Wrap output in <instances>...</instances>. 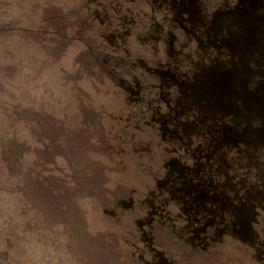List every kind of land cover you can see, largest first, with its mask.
Returning a JSON list of instances; mask_svg holds the SVG:
<instances>
[{
	"label": "rangeland",
	"instance_id": "obj_1",
	"mask_svg": "<svg viewBox=\"0 0 264 264\" xmlns=\"http://www.w3.org/2000/svg\"><path fill=\"white\" fill-rule=\"evenodd\" d=\"M0 264H264V0H0Z\"/></svg>",
	"mask_w": 264,
	"mask_h": 264
},
{
	"label": "flooded vegetation",
	"instance_id": "obj_2",
	"mask_svg": "<svg viewBox=\"0 0 264 264\" xmlns=\"http://www.w3.org/2000/svg\"><path fill=\"white\" fill-rule=\"evenodd\" d=\"M210 78H212V77H210ZM213 79V78H212Z\"/></svg>",
	"mask_w": 264,
	"mask_h": 264
}]
</instances>
